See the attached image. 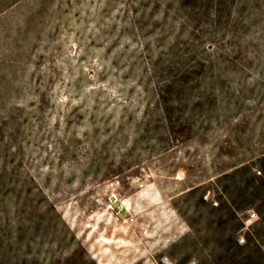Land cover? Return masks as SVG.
Here are the masks:
<instances>
[{"label": "rangeland", "instance_id": "374dc122", "mask_svg": "<svg viewBox=\"0 0 264 264\" xmlns=\"http://www.w3.org/2000/svg\"><path fill=\"white\" fill-rule=\"evenodd\" d=\"M232 254L264 264V0H0V264Z\"/></svg>", "mask_w": 264, "mask_h": 264}, {"label": "trees", "instance_id": "16d2710c", "mask_svg": "<svg viewBox=\"0 0 264 264\" xmlns=\"http://www.w3.org/2000/svg\"><path fill=\"white\" fill-rule=\"evenodd\" d=\"M249 240H250V242L252 241L251 238H249ZM233 247L236 248L237 245L233 243V245H231V248H233ZM231 248H229V249H231ZM237 248H239V247H237ZM228 260H229L230 264H237V256L235 254L230 255Z\"/></svg>", "mask_w": 264, "mask_h": 264}]
</instances>
